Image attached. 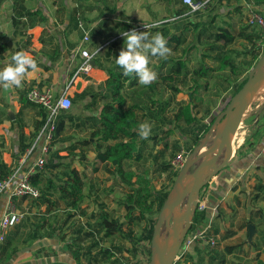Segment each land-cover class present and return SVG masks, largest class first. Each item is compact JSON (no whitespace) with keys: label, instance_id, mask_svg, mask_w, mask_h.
Wrapping results in <instances>:
<instances>
[{"label":"rangeland","instance_id":"1","mask_svg":"<svg viewBox=\"0 0 264 264\" xmlns=\"http://www.w3.org/2000/svg\"><path fill=\"white\" fill-rule=\"evenodd\" d=\"M100 1L107 4L108 9L97 6ZM117 1L122 3V7H126V9L131 1H137V5H134L131 11L126 12V14L121 12L118 16L121 19L118 21L109 22L104 20L105 15L113 13L112 8H114V5L117 9ZM200 1L202 5L199 10L181 16H178L177 12H181L182 0L82 1L81 20L83 29L80 28L81 32L68 36V27L65 26V22L69 24V17L78 4V0H0V69L5 66L6 61L11 60V56L15 52L28 51V46L34 48V42L32 41L34 37L36 42L40 44L38 49L41 55L38 58L51 59V61L61 60L64 77L62 86H54L49 83L44 86L54 89L57 96L68 88L73 102L69 112L74 113L75 121L67 123L63 132V139L72 142L78 139L90 138V130L84 131L77 128V126L81 125V121L92 115V113H100L101 106L107 102L100 99V96L93 100V96L101 95L105 78L108 77L107 70L118 66L115 58H118L121 49L124 47V38L120 33L127 31L125 29L126 25L136 28H143L145 25L150 34H155L154 30L164 29L169 35L180 36L182 39L180 45L172 43L168 46L171 49V54L167 58H150L149 66L158 74L157 80L151 84V86H155V92H150L148 86H142L139 83L137 87L138 91L145 88V92L154 101L168 103L164 112L166 119L154 120L141 116V122L149 121L152 125L150 137L147 140L141 139L144 142V144H141L143 159L140 162L129 160L124 163L126 171L137 173L148 171L156 188L164 193L169 192L175 178H173L171 171L161 172L160 167L170 163V161H175L178 156L182 155L183 166H180V168L183 169L188 158L196 149L192 142L193 131L198 129L203 131L209 128L214 118L226 108L235 94L236 88L246 80L252 67L257 62H253V57L249 54V51L253 49L259 33L248 26L246 10L248 5L253 4L264 16V3L258 5L256 0H211L207 3L204 0ZM38 8H43L48 16L49 20L46 22V28L43 27L40 18L36 20V26L30 28L31 22L24 17L27 11H35ZM96 22L97 24L99 22L100 24L106 23L111 32L106 37L97 38L90 31ZM189 23H205L209 31H216L221 27L230 29L237 38L234 44L225 47L224 53L229 57L228 65H236V72H232L229 66L224 71L218 70L223 53H217L210 49L212 45H215L213 38L206 40L203 37L202 40L198 41L193 26L188 30H183V25ZM209 31L207 32L210 33ZM241 33L254 36L255 41L252 43L241 37ZM106 43L108 45L103 47ZM72 46L78 48L77 57L79 59L71 64L70 61L74 55L71 52ZM109 47L115 48L110 54H108ZM188 48L191 49L188 50ZM82 50L88 51L91 60L96 59L98 61V66L88 73L77 75L80 67L83 66V60L80 58ZM93 53H96V55L93 56ZM181 60L186 64L183 75L175 81L163 80L175 67L176 61ZM164 62L171 63H166L163 67ZM202 66L212 67L214 71L209 72L206 79L200 80L194 76L193 72ZM29 86V83L24 79L22 88L7 90L0 88V114H3L5 118L12 116L16 119L15 122L8 123V128L11 130L27 120L35 131V133H30L31 143L35 142L42 147L44 136L41 135V130L36 129L37 122L42 120V109L34 105H28L23 100V95L26 94ZM82 90L86 91L87 97L77 99L76 94ZM127 91L128 93L130 91L129 84L127 85ZM147 94L143 99H146ZM191 97L199 99L196 101L197 124L193 127H187L184 123L175 124L172 120L179 105L188 103L191 101ZM260 100L261 104L250 111V113L257 114H251L241 127L235 128L233 131L234 134L239 132L245 134L242 141L238 143L232 160L238 159L243 164L244 161H247L245 163L248 164H244V167L247 166L244 172L242 171L237 179L230 177L227 180L228 175L224 177L226 182L222 185L221 190L223 197L219 200L214 197L212 199L210 195L216 191L214 185L215 182L219 183L217 177L226 170V167L216 176L215 182L212 180L206 188L198 190L196 193L197 207L200 210L207 206L211 201L210 199L214 201L212 218L209 223L208 221L207 224L204 223L206 226L203 230L208 229L209 233L216 235L217 245L214 249L200 246L197 250L202 252L199 258L196 251L191 250L190 255L196 254L198 263L195 264H221L222 260H224L223 264H264V201L254 200L257 195L256 187L264 183V153L262 152L264 143V105H262L264 94ZM92 102H95V105ZM169 129H172L173 132L167 135L166 131ZM176 147H179L181 151L177 152ZM191 148L193 149L192 153L189 152ZM82 150L86 156V161L75 160L73 165L84 179L85 200L80 210L72 211V213H76L72 221L75 220L84 224L86 230L90 231L89 222L92 226L100 222L99 220H91V215H99L103 210L111 218L118 219L119 223L124 224L122 229L126 231L125 233L132 229L134 236H140L143 233L145 223H136L130 229L128 220L125 218L126 211L120 203L125 199L120 179L107 172L106 165L101 164L96 159L93 145ZM50 153L51 150L49 155ZM77 153H79V150ZM62 154L65 155L66 153L62 152ZM175 155L177 156L174 158ZM20 202L17 203L18 210L22 215L20 224L39 223L38 218L43 216L41 213L45 212L46 208H36L31 200H26L19 206ZM82 211L86 215H82ZM157 216L158 214L154 215V218H157ZM46 218L50 226L60 225L66 218L63 205L47 213ZM249 224H253L256 229L253 241L250 243L247 241ZM47 229H50V227H47ZM189 229L187 237L197 232L195 228L191 227ZM216 230H218V234H215ZM47 232L41 231L40 235H45ZM29 234L30 228L25 226L21 241L16 246L22 250L21 254L27 250L33 254L36 259L33 264H57L62 262L75 264L65 250V243L72 238L67 228L64 232H59V237L55 239L56 244L45 240L43 246L34 245L23 249L25 243L29 245ZM64 234L66 235V242H63L60 238ZM99 238L102 247L111 248L114 251L116 249L121 250V253H117L114 258L101 264H112V261L120 264L123 260L137 264H152L151 254L148 252L150 250L149 242L134 245L124 238V234H114L108 238H103L100 235ZM135 249L137 250L136 253ZM229 250H231V253H229ZM213 254L216 255L214 260L211 258ZM179 255L180 251L178 257ZM183 259L185 260L186 257ZM178 260L177 258L175 263ZM81 262L82 264L88 263L87 259L84 258Z\"/></svg>","mask_w":264,"mask_h":264},{"label":"trees","instance_id":"2","mask_svg":"<svg viewBox=\"0 0 264 264\" xmlns=\"http://www.w3.org/2000/svg\"><path fill=\"white\" fill-rule=\"evenodd\" d=\"M82 1L89 0H78V4L72 10L69 17L70 26L68 28V34L72 32L78 33L80 31L79 21L81 20L82 15ZM195 2L198 3L201 1L198 0ZM256 2L259 5L264 3V0H256ZM181 6V12H177L178 16L192 12L190 7L183 4V0ZM24 17L31 22L30 28L36 26V20L38 18H40L42 23H46L48 20V16L43 8H38L35 11H27ZM209 23L208 25H210ZM99 26H102V24H99ZM191 26L194 28L193 31L196 32L195 34L198 41L202 40L203 37L206 40L213 38L215 45H212L210 49L217 53H223L218 70L224 71L229 66L232 72H236V65H228L227 61L229 60V57L224 53L225 47L234 44L237 38L230 29L221 27L216 31H209L205 23H189L183 25V30H188ZM125 29L127 31L135 29L137 32L148 31L145 27L136 28L127 25ZM154 32H160L163 34L168 41L167 46H170L172 43L177 45L181 44L182 39L180 36L175 34L169 35L164 29H157L154 30ZM240 36L248 39L252 43L255 41V38L252 35L241 33ZM256 40L253 49L249 51V54L253 57V62H256L262 54V50L257 46L259 35ZM101 48L102 46L100 49ZM189 49L191 48H188V50ZM113 50L114 48L112 47L111 50H108V54L112 53ZM95 63L96 66H98V61L96 59ZM166 63L171 62H164L162 66L164 67ZM185 69L186 64L184 61H176L175 67L170 71L167 77L163 78V80L175 81L178 77L183 75ZM211 71H214L212 67L202 66L199 69H196L193 74L197 79L203 80L207 78ZM107 74L108 78L104 82V88L102 89L103 91L101 92V95L93 96V100L100 96V99L107 102L101 106L100 113H92V115L81 121V125L77 126V128L84 131L90 130V138L82 140L78 139L72 142L64 140L63 132L65 131L66 125L68 122L75 121V115L73 112L69 111L60 114L51 146V153L46 160L44 168L31 178V184L39 190L40 196L38 198L21 199L22 202L19 204L20 206L26 200H31L36 208L41 209L45 207L46 211L41 213L43 215L41 218H38L40 220L39 223L26 225L25 223L20 224L19 222L11 229L5 243L0 247V264H11L20 256L22 250L19 249L16 244L21 241V235L25 226H29L30 234L28 237L29 245L28 243H25L23 249H27L36 244L43 246L45 240H49L53 244H56L55 239L59 237V232H64L67 228L72 236L70 241H65V234L62 235V237L60 236V238L63 242H66L65 250L75 264H82L81 260L83 258L87 259V264H101L102 262L114 258L117 253H121L120 249L114 251L111 248L102 247L101 239L99 238L100 235H102L103 238H108L114 234H124V238L134 245L141 242L150 243L156 223L154 215L159 213L167 198L168 192L164 193L156 188L148 171L141 173L126 171L124 169V163L129 160L140 162L143 159V148L141 147V144H144V142L138 136L136 131L138 125L141 123V116L154 120H164L166 119L164 117V112L168 103L154 101L153 98L145 92V88L138 91V78L134 75L127 77L124 76L123 70L119 66L110 68L107 70ZM245 81L236 88L235 93L239 91ZM128 84L130 90H133L130 94L127 91ZM148 88L150 92H155V86L150 85ZM146 94V99H143ZM23 97V100H25L26 94L23 95ZM86 97V91L76 94L77 99H85ZM191 98V101L188 103L179 105L172 120L175 124L180 125V123H184L187 127H193L197 124L196 101L199 99L194 97ZM92 103L95 105V102ZM41 113L42 120L37 122L36 126L38 131L42 129L47 117L43 109ZM207 130L208 128L203 131L200 129L193 131V146L198 145L200 139ZM172 132V129L166 131L167 135H170ZM58 145L60 146L58 147ZM90 145H93L95 148L96 159L101 164L106 165L107 172H110L120 179L121 186L125 193V199L120 203L126 211L125 218L128 220L130 229L136 223H145L143 233L140 236H134L132 229L125 233L126 231H123L122 229L124 224L119 223L118 219L111 218L110 215L103 210L99 215H91V220H99L100 222L96 223L94 226L89 222V227H91L90 231L86 230L84 224L75 220L72 221L76 216V213L74 214L72 211L76 212L80 210L81 205L85 200L84 179L82 174L73 165V161H86V156L82 149H86ZM78 150L79 153H77ZM176 151L179 152L181 150L179 147H176ZM192 151V148L189 149V152L192 153ZM62 152H65L66 154L63 155ZM70 156L72 157L71 159ZM176 156L177 155H175L174 158ZM245 162L247 161H244V164H246ZM238 163H240L241 167L244 166L242 161L239 160ZM230 166L231 165H228L227 167ZM160 171L163 173L171 171L173 178H176L178 177L181 168L175 170L173 161H170V163L162 165ZM256 190L257 195L254 200L264 201V183L259 184L256 187ZM61 205H63L65 210L66 218L60 225L58 224L59 226H50L46 214L59 208ZM213 206L214 203L209 202L204 210H200L199 207L196 208L191 227L193 229L195 228V230L197 229V232L203 223H206L212 218L213 210L209 207ZM82 215H86L84 211H82ZM47 227H50V229H47ZM41 231L48 232L45 235H40ZM209 232V235H214ZM215 234H218V230L215 231ZM245 243L248 244L247 242ZM199 247L200 245L195 244L193 248V250L196 251L198 258L202 253L201 251H197L199 250ZM136 252L137 250L135 249V253ZM148 252L151 254L150 250ZM229 253H231V250H229ZM184 257H186L185 261H193L194 258L188 253L180 258L175 264H182L181 261L184 260ZM211 258L214 260L216 255L213 254ZM116 263V261H112V264ZM196 263H198V261ZM223 263L224 260H222L221 264ZM120 264H122V261Z\"/></svg>","mask_w":264,"mask_h":264},{"label":"water","instance_id":"3","mask_svg":"<svg viewBox=\"0 0 264 264\" xmlns=\"http://www.w3.org/2000/svg\"><path fill=\"white\" fill-rule=\"evenodd\" d=\"M263 94L264 50H262L260 58L249 72L243 86L232 96L226 108L215 117L207 132L200 139L196 146V149L199 148L200 150V157L195 168L189 173L184 174L185 169L183 167L184 170L182 169L178 177L175 178L173 186L158 213L153 229L150 241L152 264H175L179 251L188 235L197 205L192 218L177 242L169 239L166 235L165 222L167 215L180 202L183 196L206 188L221 173L224 168L221 165V148L224 142L229 134L233 133L235 128L241 127L244 124L250 111ZM255 233V226L249 224L248 243L253 241ZM25 252H29V250Z\"/></svg>","mask_w":264,"mask_h":264},{"label":"built area","instance_id":"4","mask_svg":"<svg viewBox=\"0 0 264 264\" xmlns=\"http://www.w3.org/2000/svg\"><path fill=\"white\" fill-rule=\"evenodd\" d=\"M205 3L211 0H204ZM183 4L191 8L192 12H195L201 8V2H195L194 0H183ZM246 18L248 26L259 33V40L257 46L264 50V16L260 10L253 4L247 6ZM79 27L83 29V23L79 21ZM107 46L104 45L103 47ZM96 53H93L95 56ZM81 56L84 59L83 66L80 67L79 73H88L93 69V61L88 51L82 50ZM26 100L28 103L35 105L43 109L47 115L46 121L41 129V135L44 136V143L40 149L39 155L35 161L29 167L26 172H22V163L19 164V168L15 170L13 174L6 177V179L0 180V194L6 192L8 194L7 201L4 207V211L0 218V245H2L8 236L9 231L21 221L22 215L18 210L17 200L38 198L40 192L31 184V178L42 170L45 166L47 157L51 150L52 142L54 140L55 130L58 124L60 114L69 111L72 108L73 102L69 95L68 88L62 91L60 95H56L54 89L45 86H33L26 92ZM41 138V136H39ZM37 143L31 149L30 153L35 151ZM264 153V144L262 148ZM174 169L177 170L180 166H183L182 155L173 161ZM203 207L202 210H204ZM195 244L200 246H207L209 248H215L217 245V237L215 235H209L208 229L191 234L184 241L182 250L180 249V255L178 259L188 254L193 250ZM122 264H136L130 261H122Z\"/></svg>","mask_w":264,"mask_h":264},{"label":"crops","instance_id":"5","mask_svg":"<svg viewBox=\"0 0 264 264\" xmlns=\"http://www.w3.org/2000/svg\"><path fill=\"white\" fill-rule=\"evenodd\" d=\"M116 4H117V9H115V5H114L113 6L114 8H112L113 13L105 15V17L103 18L104 20H107L109 22L110 21H118L119 19H121L120 17L118 18L120 13L123 12L124 14H126V12H128V11L130 12L131 8L134 5H137V1L129 2L127 5L128 6L127 9H126V7H122V3H120L119 1H117ZM97 6H99L100 8L105 7L106 9H108V5L104 4L103 1L98 2ZM132 11H133V9H132ZM116 14H117V16H116ZM66 21H68V20L66 19ZM96 24H97V22L94 23V25L90 31H92L94 33V36H96L97 38L106 37L109 34V32H111L110 31L111 29H109V27H108V25H106V23H104V22L101 23L102 26H99L100 22L97 25ZM46 26H47L46 23L45 24L43 23V27L46 28ZM65 26L69 28L70 25L65 22ZM74 33L75 32H72L70 34L67 33V35L72 36ZM32 41L34 42V48H31L30 46H28V51H26V52H29L33 56V58L37 62L38 67H37V70L35 72H30L25 77L26 82L29 83V85H30L28 88H31V87L37 86V85L44 86L46 83L52 84L54 86H58V85L62 86L64 77H63V72L61 69L62 68L61 67V60L57 59V60L51 61V59L38 58V56L41 55V52L38 49V46H40V44H39V42H36L35 37L32 39ZM106 44L108 45V43H106ZM77 49L78 48L72 46L71 52H73L74 55L71 58V61H70L71 64L77 62L79 59L77 57V54H78ZM111 49H112V47H109V50H111ZM80 58H81V60H83V63H84L83 57L80 56ZM93 63H95V59H94ZM93 66L96 67V63L93 64ZM107 78H105V81ZM82 91H85V90H82ZM130 91H129V94L132 93ZM81 92H79V93H81ZM25 100H26V97H25ZM26 102H27V100H26ZM260 102H261V100L260 101L258 100L256 102V104L254 105V107L256 106V108H257V106L259 104H261ZM28 105H32V104H28ZM262 105H264V102L262 103ZM254 107H253V109H254ZM251 114H257V113H249L248 117ZM248 117H247V119H248ZM15 121H16V119H14L12 116L5 118V116L3 114H0V180L6 179V177L13 174L15 172V170H17V168H19L20 163H22V172H26L29 169V167L32 165V163L35 161L36 157L40 153L41 145H36L35 151L30 153L31 149L36 144L35 142L31 143L30 133H35L34 129L31 127V124L27 120H25L22 124H19V126L16 127L14 130L9 129L8 123L9 122H15ZM22 128H23V130H22ZM232 160L233 159H229L228 164H227V166L228 165H231V166L230 167L226 166V170L223 171L221 173V175H219V177H217V178H219V179H217V180H219V183H216L214 181L216 177L213 179V182H215L214 190H216V191L214 193H212L213 195L212 194L210 195V197H212V199L216 198L219 200L223 197L221 190H222V185L226 182V180L224 179L225 176L228 175V177H226L227 180L230 177L231 178L235 177V179H237L239 174L242 171L244 172L245 167H247V166L241 167L240 163H238V161H239L238 159H236L234 161H232ZM7 197H8V194L6 192H3L0 194V218H1L2 213L4 211V207H5V204L7 201ZM212 199H210L211 200L210 202L214 203V201ZM20 201L21 200H17V203H19ZM209 208H212V207H209ZM209 222H210V220L208 221V223ZM206 224L204 225V223H203V225L199 227L198 232L202 231L203 228L206 226ZM0 247H1V245H0ZM192 256L194 257L193 261L182 260L181 261L182 264H195L197 262L196 261L197 260L196 254L194 253ZM35 261H36V259L34 258L32 253L25 252V253L21 254L14 261L13 264H33Z\"/></svg>","mask_w":264,"mask_h":264},{"label":"clouds","instance_id":"6","mask_svg":"<svg viewBox=\"0 0 264 264\" xmlns=\"http://www.w3.org/2000/svg\"><path fill=\"white\" fill-rule=\"evenodd\" d=\"M120 34L124 38V47L115 58L116 64L123 70L124 76L134 75L140 85L150 86L158 78V74L149 66L150 58H167L171 54L168 41L160 32L150 34L149 31L137 32L133 29ZM37 67L36 60L29 52H15L0 69V88H22L25 77L35 72ZM136 131L141 139L147 140L152 133V125L149 121L141 122Z\"/></svg>","mask_w":264,"mask_h":264},{"label":"bare ground","instance_id":"7","mask_svg":"<svg viewBox=\"0 0 264 264\" xmlns=\"http://www.w3.org/2000/svg\"><path fill=\"white\" fill-rule=\"evenodd\" d=\"M237 131V130H236ZM245 136L244 133L239 132L234 134L230 133L224 142L221 152V165L226 167L229 159H233L238 143H240ZM240 145V144H239ZM200 157L199 148L194 151L188 158L184 166V174L192 171L197 165ZM197 191L185 195L181 198L180 202L171 210L167 215L165 222V231L169 239L174 242L179 241L185 227L188 225L190 219L192 218L194 209L197 205Z\"/></svg>","mask_w":264,"mask_h":264}]
</instances>
